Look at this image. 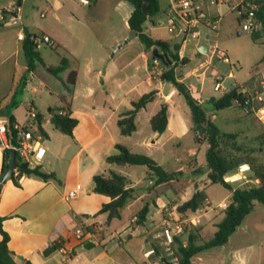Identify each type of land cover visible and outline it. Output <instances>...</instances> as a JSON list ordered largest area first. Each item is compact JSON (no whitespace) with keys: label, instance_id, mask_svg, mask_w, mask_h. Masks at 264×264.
Wrapping results in <instances>:
<instances>
[{"label":"crops","instance_id":"obj_1","mask_svg":"<svg viewBox=\"0 0 264 264\" xmlns=\"http://www.w3.org/2000/svg\"><path fill=\"white\" fill-rule=\"evenodd\" d=\"M14 1L16 0H7L6 4L0 5V8H8ZM26 1L21 0L22 18L26 24L25 30L34 34L35 30H29V26L33 27L34 22L33 14L26 6ZM95 1L90 0L89 5H83L78 0L74 2L80 6L90 7ZM160 1V12L163 18L156 17V15L154 22L148 21L145 24L144 32L153 39L168 43V38L157 33L154 23L157 19L158 24H161L163 19L166 21V14L172 0L162 7ZM45 2L50 7H57L56 19L61 29L65 31L64 35L59 36L51 28L48 30L50 33L48 35L54 44L65 49L68 55L73 58L70 67L64 70L66 71L65 79L70 70L77 71L69 114L77 119V123L73 127L71 136L62 133L53 125L50 117L53 110L62 105L60 99L53 107L48 108L46 115L35 113L39 118L37 120H32L28 116L20 120L11 112L17 123L28 124L32 131L37 130V125L43 128L44 134L39 135H41V144L44 146L45 152L36 165L42 171L53 172L56 178L43 179L35 175L22 174L18 180L19 185H16L10 176L0 181V216L3 217V229L9 234L8 247L18 264H118L116 257L108 252V247L111 244L106 243L107 228L112 229V236L117 237L118 243L122 244L123 240L118 235V229L123 228L124 213L129 208H132L133 212L137 211L143 205L139 204L138 206V202L149 193L152 194L151 205L144 224L149 221L148 223L152 227L142 238L143 256V253L151 247V243L160 244L161 242V238L158 237L159 233H153L157 228H161L160 212L165 206H168V209H173L178 204H172V208L168 205L179 195L178 188L172 185V182L177 181V178L175 176L167 183L154 186H152L151 178L146 184L143 183L142 178L132 182L128 179L126 172L124 173L122 170L126 165L109 164L106 157L117 152L116 143L119 142L127 146L131 152L150 155L164 167V164L171 161L179 163L178 156L171 152L175 147L181 145L186 136L190 135L189 140L193 142L203 143L205 140L202 136L195 135L192 129L191 115L188 117L185 113L182 115L178 109L179 99H176V95L180 92L169 82L161 80L160 75L155 71L157 67L162 69L163 61L160 58H153V48L147 51L137 35L134 36L138 37L140 43L136 50L129 54V49L125 48V44L130 42V38L127 36L128 30H130L128 18L133 9L130 2L117 0V8L122 12L121 19L125 31L109 34L106 38H104L105 34L102 36L99 31H96L99 24L103 22L102 19L78 16L73 9L68 11L69 14L64 15V12L58 10L65 4L64 0H45ZM31 7L34 8L33 5ZM46 12L51 13L52 9L43 7L44 16ZM59 12L62 16L58 14ZM6 17H13V15L7 13ZM15 22L13 17V23ZM81 27L87 30H79ZM89 29L90 33H88ZM53 30H55L54 27ZM92 36H95L97 40L86 41V38L90 39ZM199 36L201 37V35ZM176 37L181 40L179 36L174 35L175 39ZM200 37L195 38L196 40H187L188 42L184 43L183 50L179 53V57L185 61L179 64L181 70L191 62V54L195 59H199V63L208 60L209 46ZM124 40L126 41L124 42ZM18 41L22 43L21 40ZM173 45H170L168 50L157 48L160 53L167 52L168 54L173 51ZM203 45L206 46V52L198 56V49L205 48ZM57 57L58 63V54ZM154 59H157L159 63L155 64ZM46 71L50 72L49 68ZM204 72L205 70L202 73ZM39 74L40 77L36 75L34 77L41 82L44 77L41 76L40 71ZM190 74L187 73L179 80L182 81L186 77H190ZM262 74L264 78V72ZM231 75L233 72L228 73V76ZM260 82L264 84V79ZM184 85L189 89L191 95L200 101L201 105L207 103L204 110L209 119L214 122L218 110L207 102V99L213 95L210 94L208 98L203 99L191 89L192 86L195 87L194 84L184 83ZM153 89L158 90V96L137 112L136 130L130 135H122L117 124L119 115L130 108L131 101ZM263 92L264 90L261 95ZM60 94L62 92L57 94L58 97ZM258 94L260 93H256V95ZM262 97L264 100L263 95ZM161 103H166L168 106V124L162 133H157L151 129L149 120L159 109ZM33 105L32 103L29 109H33ZM255 133L252 130V135ZM2 163L3 145L0 144V172ZM141 167H143L141 172L145 173L147 178L148 169L144 166ZM181 167L177 166L171 172L182 171ZM110 169L120 172L127 178L129 185L134 188V197L124 208L121 219L107 221L106 214L97 212L102 203L108 201L109 198L101 193L89 192L93 187V176L107 173ZM247 173L246 171L245 174ZM208 184L210 183L207 179L203 184H193L191 194L196 186L201 189ZM78 185L81 186L80 191L74 197L66 198L68 191L75 189ZM186 192L185 190V195ZM230 194L229 191L228 198ZM130 220L133 222L135 218L130 217ZM153 220L155 221L153 222ZM85 227L93 228L94 232L85 233ZM76 229H81L84 235L77 237ZM96 235H100L101 239H98ZM132 237V235H128V239H132ZM59 239H62L63 246L72 250L71 256L64 260L57 250L44 255L43 249L50 242ZM84 242L91 243L89 248L84 247ZM98 246L100 251L94 252L93 250ZM238 260L240 261L239 257ZM242 262H244V257L241 258ZM152 264H161V262L155 260Z\"/></svg>","mask_w":264,"mask_h":264},{"label":"rangeland","instance_id":"obj_2","mask_svg":"<svg viewBox=\"0 0 264 264\" xmlns=\"http://www.w3.org/2000/svg\"><path fill=\"white\" fill-rule=\"evenodd\" d=\"M74 1L76 0H64L65 4L60 6L58 10H61L64 12V15H67L69 14L68 11L73 9L78 16L81 15L82 17L97 20L102 19L103 22L99 24L96 31H99L102 36L105 34L104 38L109 34H117L125 31L121 19L122 12L117 8V0H96L90 7L80 6ZM168 1L161 0V7L166 5ZM6 2L7 0H0V5L6 4ZM199 3L201 9L209 17L217 20L215 29H211L202 24L198 27L201 35L199 37L209 46L207 57L212 55L213 49L224 53L226 57L224 60L218 59L216 55H212L210 63L205 69H200L190 74V71H193L199 65V59H195L191 54V62L182 70L180 68L181 65H178V74L182 78L189 73L190 77H186L182 81L187 84H194L195 87L192 86L191 89L194 90L197 96H202L203 99L208 98L210 94L219 96L222 93V91L214 89L215 76H221L223 78V86L225 88L237 83L240 87H243V90L248 92L249 99L252 100L255 112L248 114L245 110L235 105L220 108L217 109V117L214 123L224 131H239V142L244 145H249L251 143L249 140L252 137L253 127L255 125L264 126V112L260 113L256 110V107L264 106V100L258 101L255 98L256 93H261L264 90L260 82L264 79L262 74L264 72V42L262 44L254 42L250 37V30H241V25L245 20H238L239 15L236 10V5L240 3L239 0L219 1L218 3H211L210 0H199ZM31 5L34 6L33 9ZM26 6L29 7L33 14L34 25L33 27L30 25L29 30L33 29L37 34L48 35V30L52 28V31L59 34V36L65 34V31L61 29L56 19L57 7L46 5L45 0H27ZM43 7H49L52 9V12H46L45 16H40V13L43 12ZM58 14L62 16L60 12ZM156 17L163 18V15L160 12ZM157 21L158 19L154 23L157 33L162 37L168 38V43L171 46L175 43L181 45L182 41L178 37L175 39L174 33L168 31L165 19H163L161 24H158ZM22 24L20 26L19 23H13V17H6L5 15V19L0 25L1 118H5L9 113L13 112L21 120L28 116L27 113L32 103L34 104L33 109L35 113L46 115L48 108L50 106L53 107L59 102L57 94L63 93L62 80L65 79L66 71L61 72L58 78L52 73L41 69L40 73L44 79L40 82L39 79L26 70L21 42L16 38L20 27L25 33L26 24L23 18ZM53 27L55 30H53ZM79 30L87 29H82L81 27ZM90 31L89 29L88 33ZM129 35L130 30L127 32V36ZM90 40L96 41L97 39L95 36H92L90 39L86 38V41ZM139 43L138 37L132 36L130 42L125 44V48H128L129 54H131L136 50ZM38 49L45 62L49 64L57 63V52L49 46L41 45ZM186 53L188 55V48L186 49ZM202 70H205V72L202 73ZM230 72H233V75L228 76ZM210 73L212 76H209L211 75ZM262 95L264 96V92ZM176 99H179L178 109L182 115L185 113L188 117L190 115L188 114L190 113V109L183 95L181 93L177 94ZM206 104L203 103L202 107L205 108ZM189 139L190 135L183 138L181 145L175 147L171 152L178 156L179 163L171 161L170 163L164 164L165 169L170 170L169 172L175 170L177 166H182L181 174H176L177 181L172 182V185L178 188L179 195L168 204L169 207L175 203L180 204L182 200L187 198L191 194L193 184H203L207 179V143L206 141L203 143L193 142ZM240 149L241 147L237 148V150ZM254 154L259 160H264V146ZM141 169L143 167L136 165H126L122 168L123 172H126L129 180L134 182L142 178L143 183L146 184L148 179L145 177V173L141 172ZM242 182L243 180H240L233 182V184ZM185 190L187 191L186 195ZM205 192L207 195V204L203 207L205 213L203 212L204 214L201 215L202 211L196 212L199 216L198 226H195L198 230L197 243H203L212 238L216 230V223L223 217V208L219 204L223 201L227 203L229 200V191L221 184H208L205 187ZM171 194L174 195L173 192ZM151 196L152 194H146L138 202V206L139 204L140 206L145 204V202L151 205ZM177 205L173 209H168V206H165L160 212L161 220L167 216L170 210L175 209L177 211ZM132 212V208H129L124 213L123 228L118 229V235L123 240L122 244L118 243L117 237L112 236V229L107 228L106 243L111 244L108 247V252L116 257L118 264H150L152 263L150 261L151 256L145 258L142 256L141 244L142 238L148 230H151L152 225L148 223L149 221L144 225L135 223V220L132 222L130 217H133L136 211ZM116 221L120 223V221ZM159 230L161 231L160 227L153 233H159L160 235ZM129 234L133 236L132 239H128ZM96 237L101 239L100 235H96ZM93 251H100V247L98 246ZM164 256L166 257L165 253ZM243 257L244 262L241 263V258ZM190 264H264V206L256 201L253 209L229 236L225 244L207 248L197 253L191 259Z\"/></svg>","mask_w":264,"mask_h":264},{"label":"trees","instance_id":"obj_3","mask_svg":"<svg viewBox=\"0 0 264 264\" xmlns=\"http://www.w3.org/2000/svg\"><path fill=\"white\" fill-rule=\"evenodd\" d=\"M133 6L128 18L130 30H135L136 35L144 44L148 51L155 46L162 50L169 49V44L159 39H153L144 32L146 23L154 22L155 16L160 12L159 0H127ZM147 3V11H142V6ZM244 8V13H238V20L246 18L249 14L255 21V26L250 30L251 39L262 44L264 41V0H241L236 5L237 12ZM1 25V23H0ZM32 34L25 30V37L21 43L22 53L26 64V70L33 75L39 76V71L47 70L59 78V74L68 69L73 62V58L68 55L65 49L57 44L47 45L59 55V61L56 65L47 64L43 59L39 49L33 43ZM263 38V40H262ZM172 52H168L170 62L166 65L162 63L161 80L169 82L176 88L184 97L186 104L190 109L191 120L193 123L192 129L195 135L202 136L207 143L206 149V166L207 180L210 184L218 183L224 186L231 192L229 200L225 208L222 210V218L216 223V230L212 238L203 242L197 243L198 230L194 227L186 233V231L175 235L173 243L170 245L173 255L177 258L175 264H190L191 259L197 253L211 247L221 246L228 241L229 236L242 223L245 216L253 209L255 202H260L264 206V160H259L254 154L264 146V126L253 127L256 132L250 138L249 145H244L239 142V131H224L220 129L213 121L209 119L200 101L194 98L189 89L179 80L178 65L185 61L179 57V45L174 44ZM77 71L70 70L65 80H62L63 93L59 95L62 103L60 107L53 110L50 117L53 125L62 133L71 136L73 127L77 123V119L71 117L70 105L73 87L76 80ZM158 96V90L153 89L142 94L136 100L131 101L130 108L122 112L117 120L120 133L122 135H130L136 130V114L144 108L149 102H152ZM248 92L243 90L239 84L232 85L225 89L218 97L211 96L207 102L213 105L217 110L220 108L230 107L235 105L245 110L248 114L255 112L252 100H247ZM259 107H256V109ZM64 111V113H62ZM8 127L7 137L8 144L15 145L17 138V130L13 128L16 122L15 116L12 113L7 115ZM39 119L36 114L34 120ZM202 123L206 127V131L202 134H197L195 126ZM150 127L157 133H162L168 124V106L166 103H161L159 109L150 117ZM23 129L31 130L32 134H44V130L40 125H37V130L32 131L28 124H23ZM237 150V148H240ZM8 147H3V163L0 172V181L7 170ZM117 152L106 157L109 164L117 165H136L144 166L148 169L147 179L152 180V186L167 183L173 179L176 174H181V171L168 172L150 155L143 153H134L129 148L119 142L116 143ZM16 167L13 170L10 178L16 185H19V178L22 174L35 175L43 179L56 178L53 172H45L39 166H29L22 161L18 151L15 156ZM249 164V170L246 176L257 181L242 182L233 184L227 181V178L237 172L240 164ZM89 193H101L106 195L109 200L102 203L98 214H106V220L121 219L122 212L128 202L134 197V188L129 185L127 178L120 172L110 169L107 173H99L93 176V187ZM207 204V195L205 187L199 189L195 187L189 198L177 205V211L181 214L194 212ZM149 203L145 202L133 215L135 223L143 225L147 219L149 212ZM3 217L0 216V264H18L12 256L8 247L9 234L3 229ZM84 232H94L91 227H85ZM84 235V233L82 234ZM183 239H186V245H182ZM91 243L84 242V247L89 248ZM63 246L62 239L50 242L44 249L43 254L48 255L53 251H58ZM151 247L155 249V253L151 255L150 261L155 260L161 264H169V261L164 256L163 248L159 243H151ZM160 254L162 255L159 258ZM152 264V263H150Z\"/></svg>","mask_w":264,"mask_h":264},{"label":"built area","instance_id":"obj_4","mask_svg":"<svg viewBox=\"0 0 264 264\" xmlns=\"http://www.w3.org/2000/svg\"><path fill=\"white\" fill-rule=\"evenodd\" d=\"M83 5H89L90 0H78ZM219 1L224 2L227 0H210L211 3H218ZM244 8L241 9L238 13H244ZM7 13H11L16 20L17 23L22 26V5L21 0H16L10 4L8 8H0V23L5 19V15ZM40 16H44V13L41 12ZM245 22L241 25V30H251L253 26H255V21L252 16L249 14L246 18H243ZM166 24L169 32H173L174 35L179 36L181 38V46L179 48L178 53H181L184 47V43L189 39L198 38L200 35L199 25H205L206 27H210L211 29H215L217 26V20L209 17L204 10L201 9L199 0H172L170 7L166 14ZM239 32V31H238ZM25 37L24 31L22 28L17 32V39L23 40ZM34 45L39 48L41 45H53L54 41L47 34H37L33 37ZM212 55H216L218 59L225 60V54L212 50ZM208 57V60L201 61L197 67L193 69L192 72H196L200 69H205L210 63L211 56ZM154 63L158 64V60L154 59ZM155 71L160 75L162 69L156 68ZM204 70H202L203 72ZM31 73V72H29ZM32 74V73H31ZM33 75V74H32ZM262 86L264 87L263 83ZM214 89L219 91H224L225 87L223 86V78L221 76H215L214 78ZM255 98L258 101L263 100V97L260 94L255 95ZM247 100H250L249 98ZM257 112H264V106H260L256 109ZM28 117L34 120L35 112L33 109H29ZM261 118V117H259ZM7 127L8 121L7 118L0 117V144L3 147H13L15 151H18L20 158L22 161L26 162L29 166L33 167V165L38 164V162L42 159L45 148L41 144V135L35 134L33 135L31 130L23 129V124L15 122L13 124V128L17 130V138L15 145L8 144L7 137ZM249 170V164L242 163L238 166L237 172L227 178L228 182H237L243 180V182L249 181H257V179L251 180L249 179L245 172ZM81 186H77L75 189L68 191L66 194V198L74 197L78 191H80ZM220 207L225 208L226 202H222L219 204ZM201 212V215L205 213L204 208H199L194 212H189L187 214H181L177 212L175 209L168 212L166 217H163L161 220V233L159 237L161 238L160 245L163 248V251L168 259L169 263L175 264L177 258L173 255L172 249L170 245L174 241L175 235L182 233L184 231H190L193 227L198 226L199 216L196 212ZM204 212V213H203ZM83 234L81 229L75 230V235L77 237H81ZM182 245H186V239H183ZM63 259H67L71 256L72 250L65 246H62L58 249ZM155 253V249L150 247L147 249L143 256L148 257ZM161 254L159 258H161Z\"/></svg>","mask_w":264,"mask_h":264},{"label":"water","instance_id":"obj_5","mask_svg":"<svg viewBox=\"0 0 264 264\" xmlns=\"http://www.w3.org/2000/svg\"><path fill=\"white\" fill-rule=\"evenodd\" d=\"M147 3H144L143 6H142V11L144 13H146L147 11ZM136 35V31L135 30H130V35L128 36V38H131L132 36ZM126 40H124L125 42ZM205 48H199V53L197 54L198 56H200L201 53H205L206 52V46L203 45ZM158 46H155L153 49H152V56L153 58H160L163 63L166 65L168 62H170V58L167 54V52H163V53H160L158 51ZM195 131L197 134H201V133H204L206 131V127L202 124V123H198L196 124L195 126ZM8 158H7V170L6 172L4 173L3 175V180L6 179L7 177H9L13 170L15 169L16 167V161H15V156H16V151L13 147H8ZM171 264V263H169Z\"/></svg>","mask_w":264,"mask_h":264}]
</instances>
